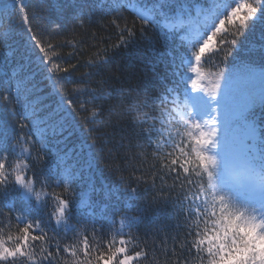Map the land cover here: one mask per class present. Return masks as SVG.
<instances>
[{
	"label": "snow or ice",
	"instance_id": "6c2138e0",
	"mask_svg": "<svg viewBox=\"0 0 264 264\" xmlns=\"http://www.w3.org/2000/svg\"><path fill=\"white\" fill-rule=\"evenodd\" d=\"M100 7L116 14L109 21L116 39L103 49L102 56H97V69L111 59L109 49L115 53L128 48L135 43L137 32L143 37L151 28L165 52L153 50L151 58L143 57L145 67L171 55L173 76L178 77L157 98L159 107L153 102L151 111L142 116L144 124L149 119L154 121L146 130L150 139L153 131L158 137L152 150L156 169L153 184L158 179L159 190H167L168 199L179 187L174 203H178L179 214L184 217V231L171 238L173 264H191L193 258L199 264H264V248L260 247L264 245V134L250 119L255 107L264 104V64L237 61L242 38L258 25L264 29V0H107ZM93 11L92 6L81 4L76 19L83 23L85 14ZM124 11L132 14L131 24L123 17ZM36 18L30 0H0V41H6L13 31L24 35L29 64L36 63L41 68L44 81L52 90L50 95L57 97L53 104H43L46 97L37 95L42 89L34 82V76L23 74L27 65L13 68L8 79H3L7 73L0 68V80L8 85L0 89V108L9 110L13 117L16 105L23 109L15 124L0 121V216L6 213L9 218L15 217L19 225L14 234L0 231V264H133L138 259L147 262L150 252L146 245L130 247L138 239L130 230L140 221L127 211L119 219L112 213L110 239L103 229H97L95 216L72 222L74 207L83 204L72 198L79 154L67 149L66 144L64 148L59 145L75 135L80 127L78 118L85 125H92L85 128L92 134L97 130L93 126L105 123L104 104H109V116L116 105L105 91L108 81L104 79L97 81L95 87L85 85L68 91L62 74L75 71L79 60L62 67L51 35L63 24L50 21L51 32L45 35L34 25ZM5 19L9 21L7 26ZM261 39L264 40V31ZM177 46L194 51L190 58L176 57L172 53ZM261 47L264 51V45ZM206 52L211 55L205 64L208 60L219 61V65H214L212 80H206L201 69ZM33 55L35 61L31 60ZM186 64L191 73L187 79L183 71ZM256 85L260 86L258 93ZM134 93L129 88L124 97L121 89L117 104L133 103L138 98ZM143 108H148V104L144 103ZM136 118L141 119L140 113ZM155 122L160 125L158 129ZM5 125L8 131H20L9 136ZM50 144L55 146L57 158L52 170L55 179L37 174V168L53 151ZM189 157L196 161L199 171L185 164ZM221 164L227 176L224 189L218 188L214 179ZM88 167H92L91 163ZM251 172L257 173L258 180L247 188L236 177ZM168 179L173 183L165 188ZM121 184L124 186L104 193L107 201L113 197L119 200L121 192L126 197L137 194V189L123 178ZM56 187L63 191L56 192ZM13 194L24 211L6 201ZM50 202L54 207L46 214V221L31 215L33 208L47 209ZM249 209L251 216L246 215ZM110 211V205L105 204L101 218L109 220ZM209 217L218 225L215 230L207 227Z\"/></svg>",
	"mask_w": 264,
	"mask_h": 264
},
{
	"label": "trees",
	"instance_id": "16d2710c",
	"mask_svg": "<svg viewBox=\"0 0 264 264\" xmlns=\"http://www.w3.org/2000/svg\"><path fill=\"white\" fill-rule=\"evenodd\" d=\"M217 2L223 3L224 0H217ZM30 3L36 13L37 18L33 23L38 31L45 35L51 32L50 21L52 20H58L63 24L62 29L52 32L51 35L52 42L60 53L56 59L61 66L68 67L79 60L78 68L75 71L70 70L69 73L62 74L68 91L71 93L73 87L83 88L85 85L95 87L97 81L104 79L108 81L105 91L111 94V103L116 105L115 110L109 116L107 112L109 104H104L105 113L102 119L105 123L93 126L97 130L92 134L85 132V128L92 125H85L83 120L78 118L77 123L80 127L75 135L59 145V147L64 148L66 144L67 149H73L75 153L79 154L77 157L79 160L78 173L72 186V198L78 204L83 201V204L74 207L72 222L75 224L95 216L97 229H103L105 237L110 239L108 228L112 213H116L117 219H119V216L127 211L128 215L138 217L140 221L130 230L138 237L130 247L137 248L146 245L150 252L147 262L138 259L133 264H173L170 251L172 248L171 238L177 234L182 235L184 231V217L179 214L178 203H174L179 187L177 186L176 192L171 193L172 198L168 199L169 192L159 190L161 188L160 181L157 179L153 184V173L156 169L153 167L155 160L152 150L158 137L153 131L150 139L146 132L154 121L149 119L147 124H144L142 120L143 113L151 111L153 102L157 108L159 107L157 98L164 95L166 88L178 79V77L173 76L174 68L171 63V55L166 54L162 61L145 67L143 57L151 58L153 50L156 53L165 52V49L158 42L156 33L149 28L143 37L137 32L135 43L128 48H122L115 53L109 49L111 59L107 64L97 69V56H102L103 49L114 43L116 39L114 31L109 26V21L116 14H109L100 7L102 3L106 4L107 0H30ZM81 4L90 5L95 9L91 15L85 14L83 23L76 19ZM122 15L129 24L132 23L133 16L129 11H124ZM8 22L7 19L4 20L5 26ZM136 26L139 28V22ZM262 31L264 29L258 25L246 38H242L237 61L255 62L258 66L264 64V51L261 47L264 45V40L261 39ZM27 46L26 37L16 31H13L6 41H0V68H3L7 73L3 79H8L11 76V70L18 65H27L23 74L34 76V82L42 89L37 95L46 97L43 104H53L57 97L50 95L52 90L44 81V73L41 68L36 63L29 64L25 54ZM193 51L191 48L185 51L177 46L172 54L176 57L188 56L190 58ZM9 52H12L10 57L8 56ZM68 53L73 54L68 55ZM210 55V53L205 54L201 62V69L206 80L214 79L213 73L216 71L214 65H219L217 60H208L207 64L204 63ZM35 59L34 55L31 56L32 61ZM89 60L92 61V64L88 63ZM188 68L189 66L186 64L183 69L185 79L191 75ZM85 72L90 73V76L81 75ZM4 87H8V85H4L0 80V89ZM129 88L135 90L134 95L138 94V98L130 104H117V100L121 99L120 90L123 89L124 97H127ZM257 89H260L259 85H256ZM82 98H86V96H82ZM144 103L148 104V108H143ZM133 109L134 111H130ZM22 111L23 109L16 105V116L13 117L9 110L0 108V121H9L15 124V120L18 119ZM137 113H140L141 119L136 118ZM250 119L264 134V104L255 107ZM155 127L157 129L160 127L158 122H155ZM4 130L9 136L16 135L20 131L18 128L8 131L7 125H5ZM90 145H94V147L89 148ZM49 147L53 151L47 157L46 162L37 168V174L42 173L55 179L52 176V170L55 169L57 162L55 146L50 144ZM177 155L179 154L177 153ZM180 159L184 158L180 157ZM89 163L92 165L91 168L88 167ZM185 164L193 171H199V168L196 167V161L191 157L185 160ZM137 177L140 179L137 180ZM121 178L136 188L137 194L126 197L121 192L119 193V200L113 197L111 201H107L104 193L115 191L118 186L123 187ZM236 178L241 180L247 188H251L257 183L258 175L256 172H251L240 174ZM206 179L207 177H205ZM214 179L217 187L224 189L227 176L222 164L214 173ZM172 183L173 181L168 179L165 188ZM93 186L95 190H93ZM45 191H49V189H45ZM55 191L62 192L63 189L56 187ZM13 197L14 194L10 195L6 201L14 202L16 208L24 211L25 207ZM42 199H47V197H42ZM105 204H109L111 208L109 220L101 218L100 215ZM53 207L54 204L50 202L47 209L33 208L31 215L46 221V214L50 213ZM252 214L251 209L246 212L247 216ZM18 226L15 217L9 218L6 213L4 216H0V231L3 233L14 234ZM207 227L213 230L218 227L214 218H208ZM124 231L128 232L129 229L124 228ZM49 235L52 233L49 232ZM118 239L119 237H117ZM162 241H166V244ZM191 264H199V262L193 258Z\"/></svg>",
	"mask_w": 264,
	"mask_h": 264
},
{
	"label": "rangeland",
	"instance_id": "374dc122",
	"mask_svg": "<svg viewBox=\"0 0 264 264\" xmlns=\"http://www.w3.org/2000/svg\"><path fill=\"white\" fill-rule=\"evenodd\" d=\"M259 90H260V89H257L256 91H257V92H259ZM173 135H176V136H177V138L179 139V136H178V134H177V133H173ZM240 181H241V180H240ZM241 182H242V181H241Z\"/></svg>",
	"mask_w": 264,
	"mask_h": 264
},
{
	"label": "clouds",
	"instance_id": "9594fccd",
	"mask_svg": "<svg viewBox=\"0 0 264 264\" xmlns=\"http://www.w3.org/2000/svg\"><path fill=\"white\" fill-rule=\"evenodd\" d=\"M260 247L264 248V245H260Z\"/></svg>",
	"mask_w": 264,
	"mask_h": 264
}]
</instances>
